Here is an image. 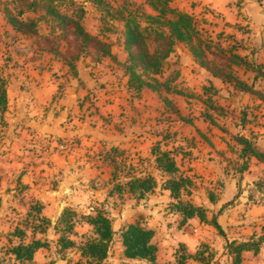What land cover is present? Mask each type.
Wrapping results in <instances>:
<instances>
[{"label":"rangeland","instance_id":"rangeland-1","mask_svg":"<svg viewBox=\"0 0 264 264\" xmlns=\"http://www.w3.org/2000/svg\"><path fill=\"white\" fill-rule=\"evenodd\" d=\"M31 3L35 8L30 6ZM49 3L69 14H77L78 8H83L81 22L85 29L107 43L111 54H104L99 45L83 44L80 38L74 36L72 26H60L57 19L46 12ZM6 8H9L14 14H17L19 10H24L22 19L37 20L36 31L23 33L13 28L7 19ZM129 12L141 22L143 27H159L155 22L147 19L146 14H155V11L144 0H101L97 3L93 0H0V72L6 76L4 72H8L10 68L15 71L29 70L33 66V64H29L30 61L38 63L39 60H42L40 65L45 64L44 67L55 70L52 76L56 79L60 77L59 74L65 72L81 84H88L89 88L84 101L88 103L85 114L87 113L91 117L89 122L91 126L100 125L103 127L111 123L117 131L123 133V147H115L116 150H113V147H107V145H104L102 149L100 147V151L104 156H107L113 166L118 177L117 180L123 183V190L119 191L116 188L118 200L110 199L109 202L110 205L114 203V206L123 204V223H125V219L127 221L130 218H139L140 221L153 223L157 228V239L165 244V248H171L176 244V249L179 252L186 251L188 247L180 240H185L186 244L197 247V249L206 248V260L201 261L200 264H231L227 247L230 239L238 241L251 238L253 235L256 237L255 239L259 236L264 238V209L249 211L248 207L242 205L237 207L235 201L239 194H235L223 204L226 205V209L229 207L235 209L236 207L235 211H232L233 213L226 219L227 223H231L226 226V236L219 234L205 222L200 223L196 220L190 221L188 224H180V217L172 205V198L170 201V196L160 188V184L167 176L156 168L152 153V148L159 144L161 148L171 150L176 154L180 166L186 168L187 161L185 159L196 157L194 156L195 150L202 151L204 146L207 148L214 144L208 135L202 134L196 124L197 120L203 116L207 119H210L211 116L218 117L219 114L229 116V112H217L218 108H212L203 101L206 94L203 95L200 92H202L205 76L195 70L193 72L182 70L183 65L177 54L165 60L163 73L160 76L162 80L172 79L171 86L175 88V91L158 93L144 87L140 93H137L134 89H127L128 75L125 72L127 53L123 48L125 35L123 14L130 16ZM196 19L203 39L210 42L213 47L215 46L212 51H206L207 56L213 58L216 54L217 62L227 63L226 58L229 54H224L216 47L220 45L227 49L230 48L234 43L229 35L225 34V31L220 32L204 16H198ZM146 34L150 49L154 50L159 44L157 36L153 29L146 31ZM56 61L60 62L59 67ZM71 64L74 68H71ZM238 72L241 77H247V73L240 70ZM213 93V90L208 92L209 96H213ZM164 97L171 100L170 103H166ZM212 100L219 107V97ZM115 104H118L117 107ZM108 106H110V111ZM11 114H13L12 110L6 117L10 118ZM209 123L215 127V124ZM0 133V142L4 141V145H6L7 138H9L10 147H20L21 150L26 147L25 141L28 142L31 139L33 147L30 150L34 151L36 156H42L46 145L52 146V149H57L62 153L70 151L74 147V141L69 139H61L54 145L43 136H38L37 139L33 135L28 139L24 136L23 128L9 125L7 120L4 124L0 122ZM214 135L212 133L210 136ZM227 136L229 137L228 133ZM61 144L66 147H60ZM227 145L231 152L225 165L228 173L231 174V171L234 173L245 172L246 176L251 178L250 160L238 156L239 151L236 148H240L239 142L230 137V141L227 140ZM7 148L9 147L4 150L6 151ZM97 153L99 154L95 151V155ZM180 170L182 171V168ZM183 171L185 172L186 169ZM148 173L154 174L158 185L145 198L138 199L127 190L124 182L130 176ZM192 176L196 180H192L191 194L185 198L203 203L205 196L207 197L211 188L215 187L211 186L209 181L206 184L200 180L199 178L203 175L198 176L195 173ZM109 179L111 180V178ZM107 180L105 179V182ZM110 183L112 184V181ZM253 183L264 191V179L260 177ZM248 191L252 192L255 202L261 201L255 191L251 188ZM20 211L22 215L13 221L12 228H15L17 223L25 228L35 222L33 216L29 217L25 210L20 208ZM159 215L165 217L164 221L158 217ZM115 218L116 216L113 219L117 233L119 222L116 223ZM31 227L32 225L29 228L31 229ZM216 234L218 237L215 236ZM3 235L4 238H0L1 264H18L8 253L12 240L16 241L17 239L10 236L12 235L10 231L2 233ZM115 236L112 254L114 257L116 256V259L113 263L140 264L122 261L124 255L122 257L119 252L120 246L117 244V235ZM79 239L81 238L78 234ZM181 244L184 245L181 246ZM215 248L220 249L217 251ZM75 250V248L59 249L57 247L53 252H58V256L54 257V254L50 252L48 257L51 258L50 261L53 264H77L78 260L83 259L75 254ZM165 253L167 252H163L162 255L164 256ZM245 262L246 264H264V241L260 254L254 256L252 252L247 253Z\"/></svg>","mask_w":264,"mask_h":264},{"label":"crops","instance_id":"crops-1","mask_svg":"<svg viewBox=\"0 0 264 264\" xmlns=\"http://www.w3.org/2000/svg\"><path fill=\"white\" fill-rule=\"evenodd\" d=\"M170 4L172 7L196 17L204 16L220 32L225 31L224 33L229 35L232 43L235 44V52L245 57L253 66L264 65V0H170ZM174 54L180 57L183 65L182 70L200 72L205 76L203 86L213 85L215 90L212 98L219 97L220 99L217 112H229V116L219 114L218 117L211 116L210 119H207L203 116L197 120L196 124L202 134L208 135L214 144L207 148L204 146L202 151L194 149V156L196 157L185 159L187 161L186 168L180 166L176 154H174L177 165L180 169L182 168V172H184L183 169H186L185 175L192 180H196L192 176L195 173L198 176L203 175L199 179L206 184L209 181L211 186L215 187L211 188L210 192L215 196L214 201L210 199L209 195L205 196L203 203L192 201L207 209L208 219H211L213 214L217 213L223 204L235 194H239L237 201H235L237 207L242 205L248 207L249 211L264 209V191L257 188L253 183L260 177L264 179V161L255 156H242L241 145L239 144L240 148H236L239 151L238 156L250 160L251 178L246 176L245 172L234 173L231 171L230 174L225 166L227 157L231 156L227 140L230 141V137L236 138L238 134L253 139L258 149L264 152V75L256 77L257 71L253 67L235 66L238 75V70L247 73L246 78L240 75L239 77L255 90L254 92L243 91L212 75L207 68L201 66L186 43L177 42L169 58ZM41 61L39 60L38 63L30 61L29 64H33V66L29 70L15 71L10 68L8 72H4L8 79V108L5 113V120L8 121L9 125L23 128L24 136L28 139L33 135L37 139L38 136H43L53 145L61 139H69L74 141V147L70 151L62 153L57 149H52V146L46 145L42 156H36L34 151L30 150L33 147L31 139L28 142L25 141L26 147L22 150L20 147H10L9 138H7L6 145H4V141L0 142V147L3 146L0 149V238H4L2 233L10 231L12 234L10 236L17 239L16 241L12 240L8 253L13 257V261L19 264L21 262L16 259L10 248L20 242V238L13 232L17 227L22 228L21 224L17 223L18 225L12 228L13 221L22 215L20 208L28 213L33 204H42L41 214L53 222L65 208L75 211L78 216L95 214L97 210L102 209L112 221L115 231L114 240L115 235H117V244L120 246L119 252L123 257L121 231L127 224L140 220H138L139 218H130L127 221L125 219V223H123V204L114 206L112 203L110 205V199L118 200L116 188L118 186L123 188V183L117 180V174H113V166L107 156H104L100 151V147L102 149L104 145L111 148L123 147V133L117 131L111 123L103 127L100 125L91 126L89 123L91 117L87 113L85 114L88 103L84 101L89 85L81 84L65 72L59 74L60 77L56 79L52 76L55 70L44 67L45 64L40 65ZM56 62L59 67L60 62ZM203 86L200 93L204 95ZM127 89H129L128 85ZM115 105L117 107L118 104ZM108 107L110 111V106ZM111 107L113 106L111 105ZM10 110L13 111V114L7 118L6 115L10 114ZM209 122L215 124V127ZM212 133L215 135L210 136ZM6 147L9 148L5 151ZM95 151L99 154L95 155ZM105 179L108 180L105 182ZM163 181L160 188L170 196V191L162 186ZM249 188L260 196V202L254 201L252 192L249 193L248 191ZM119 194L121 193L119 192ZM235 209L229 207L218 217V222L225 233L227 231L226 226L231 224L230 222L227 223L226 219ZM176 213L181 220V215L177 211ZM115 216L116 223L119 222L117 233L113 219ZM158 217L163 221L165 219L163 215ZM196 220L204 223L195 216L188 219L186 224ZM140 222L155 230L153 242L158 246L157 261L160 264H175L176 244L171 245V248H165V244L157 239L156 226L144 220ZM208 226L217 230L210 223ZM166 227L168 228L167 223ZM26 232L24 242L27 243L33 238H39L41 240L46 239L50 245L37 249L33 261L25 263H47L51 259L48 257L50 252L54 254V257L58 256V252L53 251L57 247L60 248L59 235L52 227L46 232H34L30 228L26 229ZM78 234L81 238L79 240ZM90 234L94 233L89 223L79 219L75 220V234L72 235V238L77 244L84 240V236ZM215 236L218 237L217 234ZM180 241L188 247V251H197V247L186 244L185 240ZM70 248H75V254L82 258L77 247ZM219 249L215 248L217 251ZM163 252L167 253L163 256ZM249 252L257 256L261 250L258 254H254L251 250H245L243 252L244 264H246L245 257ZM112 253L113 248L104 264H115L113 261L116 256L114 257ZM228 255L231 258V264H233L232 256ZM123 260L145 264L144 260L130 259L125 255ZM200 263L201 261L195 258H188L185 264Z\"/></svg>","mask_w":264,"mask_h":264},{"label":"trees","instance_id":"trees-1","mask_svg":"<svg viewBox=\"0 0 264 264\" xmlns=\"http://www.w3.org/2000/svg\"><path fill=\"white\" fill-rule=\"evenodd\" d=\"M93 1L97 3L101 0ZM144 2L155 11V14H146L147 19L155 22L159 27H143L141 22L131 15V12H129L130 16L123 14L125 20L123 47L127 53L125 72L128 75L127 85L129 89H134L137 93H140L144 87H148L158 93L175 91V88L171 86L172 79L162 80L160 76L163 73L164 62L174 51L175 44L183 42L188 45L199 64L207 68L212 75L221 78L240 90L255 91L251 85L239 77L235 66L244 65L246 67H253L257 71V77L258 75H264V68H262L264 65L253 66L245 57L235 52L233 46L227 49L220 45L216 48L224 54H229V56L226 58L227 63L217 62L216 54L213 53V58L207 56L206 51H212L215 46L213 47L210 42L203 39L200 33L201 29L198 26V20L194 15L172 7L170 0H144ZM30 6L35 8L32 3ZM83 11V8L79 7L77 14H69L68 12L60 11L57 6L51 3L46 8V12L57 19L60 26H72L74 36L80 38L83 44L92 43L97 46L99 45L100 50L104 54H111L107 43L101 41L85 29L81 22ZM6 13L9 23L17 31L23 33L36 31L37 20L22 19L24 10H19L17 14H14L9 8H6ZM150 29H153L159 41L154 50L150 49L148 35L146 34V31ZM71 68H74L72 64ZM209 90H213L214 92L215 88L213 85L203 86V92L206 94L203 101L212 108H218L214 104L212 96H209ZM164 101L170 103L171 100L164 97ZM7 108L8 79L0 72V122L3 124L6 123L5 113ZM235 139L241 145L242 156H255L259 160L264 161V152L258 149L253 139L240 134ZM112 149L116 150L115 147ZM152 153L156 168L167 176L162 186L170 191V196L173 199L172 205L181 215L180 224H185L188 219L197 216L201 221L212 224L219 234L226 236L225 231L218 222V217L224 213L226 205H223L217 213L213 214L211 219H208L207 209L204 206L195 204L189 198H185V196L191 194L190 187L193 182L189 176L180 170L174 153L171 150L161 148L159 144L152 148ZM111 160L113 161V159ZM113 174L116 175L115 172ZM157 185V179L152 173L130 176L124 182L127 190L138 199L145 198L148 193L155 190ZM117 189L120 191L123 188L118 186ZM209 197L214 201L215 196L213 193H210ZM42 208V204H33L28 211V216H33L35 222L30 223L25 228H15L13 234L20 238V242L12 245L10 251L15 255L16 259L22 264L27 261L32 262L37 249L50 245L46 239L41 240L39 238H33L27 243L24 242L27 235L26 229L32 225L31 229L34 232H46L52 227L59 235V249L77 247L84 259V262L83 260H78L77 264H104L106 262L113 248L115 231L111 219L104 210L100 209L95 214H82L78 216L75 211L65 208L56 221L53 222L41 214ZM77 219L89 223L94 233L84 236V240L80 244H77L72 238V235L75 234V220ZM154 235L155 230L143 225L140 221L127 224L121 231V243L124 255L130 259L144 260L145 264H160L157 261L158 246L153 242ZM255 238L253 235L246 240L228 241L227 247L229 254L232 256L233 264H244L243 252L245 250H251L254 254L260 252L264 238L262 236H259L257 239ZM206 251V248L197 249L196 252H191L187 249L183 252L177 250L175 264H185L188 258L205 261ZM34 264H53V262Z\"/></svg>","mask_w":264,"mask_h":264},{"label":"built area","instance_id":"built-area-1","mask_svg":"<svg viewBox=\"0 0 264 264\" xmlns=\"http://www.w3.org/2000/svg\"><path fill=\"white\" fill-rule=\"evenodd\" d=\"M60 147L64 148V147H66V145H62V144H61Z\"/></svg>","mask_w":264,"mask_h":264}]
</instances>
